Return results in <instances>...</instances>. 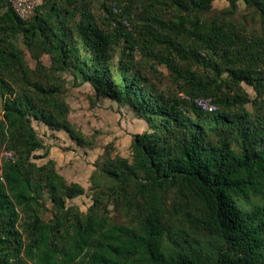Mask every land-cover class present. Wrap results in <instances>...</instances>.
I'll list each match as a JSON object with an SVG mask.
<instances>
[{
    "label": "trees",
    "instance_id": "obj_1",
    "mask_svg": "<svg viewBox=\"0 0 264 264\" xmlns=\"http://www.w3.org/2000/svg\"><path fill=\"white\" fill-rule=\"evenodd\" d=\"M76 1L44 0L22 21L0 0V148L14 153L0 162V264H264V114L246 106L264 107V0H225L228 8L211 20L204 14L214 0H128L118 13L105 6V25L91 14L92 0ZM134 1L146 15L136 33L127 26ZM238 2L255 10L262 33L233 25ZM43 5L51 7L47 18ZM71 7L79 15L74 31L65 22ZM18 35L35 52L34 70ZM138 50L187 87L186 96L149 84L136 68ZM193 62L207 79L196 78ZM66 72L146 125L132 136L129 157L105 153L94 164L85 213L67 204L84 187L67 182L54 160L33 161L39 150L37 158L49 154L33 120L94 147L69 120ZM195 98H210L216 110L203 111Z\"/></svg>",
    "mask_w": 264,
    "mask_h": 264
},
{
    "label": "rangeland",
    "instance_id": "obj_2",
    "mask_svg": "<svg viewBox=\"0 0 264 264\" xmlns=\"http://www.w3.org/2000/svg\"><path fill=\"white\" fill-rule=\"evenodd\" d=\"M60 6H65V0H56ZM86 0H78L75 2V7L83 4ZM53 1L47 2L52 4ZM128 0H92L89 4V9L95 20L101 24H106L105 6L113 8L116 13L119 12L118 6H126ZM138 2H132V14H130V21L127 22L128 31L136 33L142 23L140 18L142 9H139ZM119 7V8H120ZM40 8V7H39ZM50 6L40 8L39 14L43 18H47L50 14ZM66 8V7H65ZM228 8V2L225 0H214L211 5V10L204 14V18L211 20L217 18L220 14ZM72 14L69 18L65 19L69 27L74 31L73 27L78 20V9L69 8ZM106 17V18H105ZM125 20V19H123ZM233 25L238 28L242 27L246 31L253 30L256 34L262 33L260 19L256 15L255 10L245 6L243 2H238L235 14L230 18ZM45 28V26H42ZM16 45L24 54L26 65L34 70L36 67V60L33 58V53L30 47L21 35L15 38ZM34 45V44H32ZM122 43L113 52V60L117 62L121 53ZM138 69H143L142 72L148 78L149 84L154 86L159 92L165 96L184 97L186 96L183 85L170 74V72L163 66L157 65L155 61L147 60L140 50L135 53ZM43 64L48 66L50 58L47 55L41 56ZM156 67L157 73H152L148 69V65ZM144 66V67H143ZM192 72L200 80L207 79L202 66L196 65L195 62L191 65ZM225 75H223L224 77ZM62 81V96L70 107L69 120L72 124L79 129L88 140L93 142V148L77 147L64 132H51L44 125L33 120L32 125L35 128L39 138L44 142V145L49 148L48 157L45 159L37 158L42 156L44 151L39 150L34 153L36 157L33 159L38 165L43 164L47 159H52L56 163V169L63 175L69 183H78L84 187L85 193L74 199L68 200L67 204L75 206L80 212L85 213L92 205V191L90 190V176L93 172L94 164L100 163L105 153H117L123 157L130 156V144L134 134L142 133L146 130V125L143 120L134 117V113L130 109H121L116 102L107 101V99L98 98L95 95L92 87L87 83H80L75 81L70 73L66 72L61 75ZM243 90L249 95V98L256 102L255 91L252 87L242 83ZM184 90V91H183ZM250 113L264 114V107H258V102L253 106L250 103L246 104ZM3 107V102L0 99V112ZM123 110V113H122ZM125 112V113H124ZM2 149L0 148V162L4 159L1 158ZM52 205L49 200L44 202L42 208V216L45 220L51 218ZM109 210H112L110 207ZM110 215L116 217L117 221L124 220L119 217L114 211H110ZM16 264H29L25 260H19Z\"/></svg>",
    "mask_w": 264,
    "mask_h": 264
},
{
    "label": "built area",
    "instance_id": "obj_3",
    "mask_svg": "<svg viewBox=\"0 0 264 264\" xmlns=\"http://www.w3.org/2000/svg\"><path fill=\"white\" fill-rule=\"evenodd\" d=\"M14 14L22 21L29 20L35 12V9L42 4L44 0H5ZM194 103L203 111L212 113L216 110V105L210 98H195ZM14 153L2 151L1 158L13 159Z\"/></svg>",
    "mask_w": 264,
    "mask_h": 264
},
{
    "label": "crops",
    "instance_id": "obj_4",
    "mask_svg": "<svg viewBox=\"0 0 264 264\" xmlns=\"http://www.w3.org/2000/svg\"><path fill=\"white\" fill-rule=\"evenodd\" d=\"M107 101H111V102H114V101H112V100H110V99H107ZM122 109V108H121ZM122 113H123V110H122ZM125 113V112H124Z\"/></svg>",
    "mask_w": 264,
    "mask_h": 264
}]
</instances>
